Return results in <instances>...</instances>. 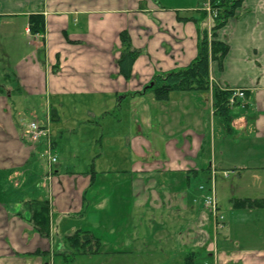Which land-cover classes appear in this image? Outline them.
Listing matches in <instances>:
<instances>
[{"label": "crops", "instance_id": "obj_1", "mask_svg": "<svg viewBox=\"0 0 264 264\" xmlns=\"http://www.w3.org/2000/svg\"><path fill=\"white\" fill-rule=\"evenodd\" d=\"M208 1L171 8L157 0H0L2 39H11L9 45L27 39V52L8 63L21 96H45L53 120L68 104L88 106L80 123L94 127V134L103 128L100 114L111 112L109 103L121 109L127 101L135 112L126 130L102 131L94 139L101 145L93 162L107 154L103 144L125 141L131 167L96 170L92 162L90 170L77 171L59 158L52 180L42 183L43 145L25 136L19 118L26 108L0 97V264H50L59 238L78 229L97 237L101 250L144 255L143 264H186L193 254L194 264H264V208H233L235 199L264 197V188L249 194V184L264 183V0H244L218 32L230 49L221 65L211 63L208 90L172 91L160 101L144 89L154 73L196 59L201 35L194 18H201ZM32 13L44 15L43 33H30ZM16 19L23 26L14 25ZM124 29L141 49L130 79L118 67ZM11 51L19 50L5 53ZM216 88L245 91L226 124L216 112ZM228 170L237 179L226 184ZM219 181L231 190L225 198L221 192L224 200ZM213 182L220 226L204 204ZM239 186L246 194L236 192ZM30 199L51 203L49 238L30 221L23 204Z\"/></svg>", "mask_w": 264, "mask_h": 264}, {"label": "rangeland", "instance_id": "obj_2", "mask_svg": "<svg viewBox=\"0 0 264 264\" xmlns=\"http://www.w3.org/2000/svg\"><path fill=\"white\" fill-rule=\"evenodd\" d=\"M157 1H159L162 5L166 7L176 8L190 3L198 5L200 3L205 2L206 0H188V1L187 0H157ZM208 10H210V12ZM204 11H207L208 13V17L207 20L205 21V24L206 27L208 28L209 41L211 42L215 36L213 35L214 30L212 29L213 21L210 18V15L212 12H214V10L212 8L210 0L208 1V5L206 6V10ZM185 12L186 11H180L179 13L180 15L183 14L182 16H187L185 15ZM22 22H23L22 20L16 19L14 20V25L18 24L23 26ZM9 26H11V24L8 22L4 25L3 29L6 30L5 28ZM1 27H0V97H2V99L5 100L9 96L13 105L18 104V106L20 107L25 106L26 108L25 112L23 111L19 116V118L21 117L22 119H24L23 121L24 123L37 121L38 123L47 126L49 128L53 140L54 138H56L57 141V145H55V149H54V153H56L58 156L57 163L61 161L63 166H70V170L83 171L88 166H90L88 167L90 170L92 165L91 163L94 160V154H96L97 149H99V146L101 145V141L100 142L94 141L96 136L99 135L102 131L114 133L115 131L126 130L127 129L126 124H128L129 121L133 120L135 114L134 110L131 107H129V103L127 101H125L122 104V106H120L121 109L114 108L113 107L114 103L112 104L109 103L108 110L111 111L110 114H103V115L100 114L101 115L100 122L103 125L104 129L100 128V126L95 128L96 129L95 134L92 133L89 129L94 127H86L85 125L80 123L82 113L84 114V112H87L84 110L88 109V106L71 107V105L68 104V107H65L64 109H57L56 119L53 120V118H55L54 116L55 114L53 113V110L51 111L49 110V106H47L48 101L45 96L44 97L38 96L37 99V98H32L33 96H28L23 94L22 96L20 95L21 93L20 91L22 90L21 83L18 81V78L16 77L14 72L11 71L10 66L8 64V63H13V61L17 58V56L23 55L24 53H20L22 52V50L27 52L26 49L27 39L24 36H22L20 37V40H17L16 45H9L8 41H11V39H7V42H5V40L2 39V33L4 32H2ZM219 31L220 29L218 30V32ZM1 44H2V49H1ZM17 44L19 45V48H13L17 46ZM3 45L6 47L5 50L17 49L19 51L18 53L11 51L9 52V55H7L5 53ZM121 47L123 49V46ZM139 50L141 52V49ZM154 74L152 75L148 83L144 86V89L151 90V87L153 85L152 78ZM66 97L69 100H73V101L78 100L79 102H76L77 104L78 103L81 104V100H83V98L80 97L78 98L74 96H66ZM226 119L227 118L223 120L225 124L227 123ZM40 145H43V150L41 149L38 153L39 161L41 165L42 164L46 165V170H47L42 183H45L47 181L49 183L50 181L48 180L49 174L50 177L52 175L51 172H48L50 167H48L47 165L48 159L44 154L47 152L46 142L41 143ZM103 148L105 151H107V154H105V156H103L102 158L99 157V159H96L93 162L96 170H102V169L113 170L116 168H119L120 170H126L127 168L131 167L129 162L130 159H127V154H126L127 152L125 151V149H127V143L125 141L122 142L121 144H106V145L103 144ZM112 148L117 150L115 151L114 154L110 152V149ZM54 165L52 166L53 170H54ZM221 176L223 175L221 174ZM230 177L231 178L229 179L225 178L226 180L224 182L226 184L232 181V179H234L235 176L231 175ZM225 183L223 184L220 181L218 183L220 200H224L221 197V192H223L222 195L223 198H225L226 194H230L231 192V190L228 189L225 191ZM221 186H224L223 190ZM243 186L244 185H242V187ZM249 186L253 187L252 191L249 192V194H255L254 192H257V190H263L262 188H264V183L257 182V183L249 184ZM236 192L238 194H243V193L246 194V192H244V188L241 189V186L238 187V190ZM0 202H2V177L0 178ZM221 209L222 211H224L223 209L226 208L221 207ZM89 226H90L89 224H85V227L90 228ZM262 230L264 231V227L262 228ZM97 232L100 234L102 233L109 234L108 230L99 229ZM56 245L57 247L55 249V252L51 253L52 262L50 264L53 263L54 264H143L144 255H137L136 253L126 254L119 252L113 254L111 250H107L104 248H102V250L100 249L99 252H96L94 254L81 253L76 247H73L72 245L66 243L64 237L61 239L59 238L58 243H56Z\"/></svg>", "mask_w": 264, "mask_h": 264}, {"label": "trees", "instance_id": "obj_3", "mask_svg": "<svg viewBox=\"0 0 264 264\" xmlns=\"http://www.w3.org/2000/svg\"><path fill=\"white\" fill-rule=\"evenodd\" d=\"M214 10L212 15L214 39L209 41V31L206 27L207 11H202L201 18L194 20L200 29L198 54L188 66L171 71L156 72L152 78L151 90L156 99L165 101L172 91H206L210 88L211 63L217 61L222 64L223 59L230 49L225 40L219 38L218 30L226 25L228 20L236 14L244 0H210ZM183 19H190L184 17ZM29 28L32 34H40L45 31V17L41 13L29 15ZM120 40L123 46L118 58L119 72L126 79H130L133 73L134 63L140 55V50L132 44V38L127 29L120 32ZM44 48H40L43 53ZM230 93L227 90L216 88L215 106L216 112L225 118L229 116L231 105L229 104ZM55 114V112H53ZM55 116V115H54ZM92 177L95 176L92 167ZM24 207L31 212L30 221L38 233L44 237L51 235V203L48 199H30L24 201ZM233 208H264L263 198H241L233 201ZM65 242L76 247L79 252L94 254L100 251L101 242L90 231L78 229L65 238ZM44 253L45 252H39ZM63 253V252H61ZM66 255V254H64ZM195 255L187 258L186 264H194Z\"/></svg>", "mask_w": 264, "mask_h": 264}, {"label": "built area", "instance_id": "obj_4", "mask_svg": "<svg viewBox=\"0 0 264 264\" xmlns=\"http://www.w3.org/2000/svg\"><path fill=\"white\" fill-rule=\"evenodd\" d=\"M210 12V10H208ZM213 13V12H212ZM230 97L229 102L231 104L235 103L238 98L245 97V91L242 89H232L229 90ZM25 136L30 139V141L35 143H42L46 142L47 146V152L45 153L48 161L50 164L56 163L58 158L53 152V146H52V137L50 134V130L47 126H44L37 121H31L27 124L25 128ZM215 171L212 173V178H214ZM225 176L229 175V172H224ZM50 178V175H49ZM204 204L206 208L211 212L213 215L215 221L217 224H220V218L221 215L219 214V206H218V199H217V193L215 189L214 182L211 185L210 191L208 194L204 197ZM204 264H210V263H204ZM219 264V263H214Z\"/></svg>", "mask_w": 264, "mask_h": 264}]
</instances>
